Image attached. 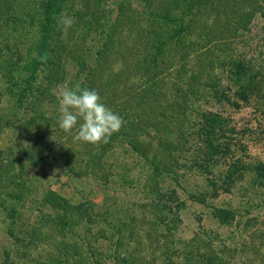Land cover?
I'll return each instance as SVG.
<instances>
[{"label":"rangeland","instance_id":"374dc122","mask_svg":"<svg viewBox=\"0 0 264 264\" xmlns=\"http://www.w3.org/2000/svg\"><path fill=\"white\" fill-rule=\"evenodd\" d=\"M184 3L157 25L141 0H0V264H264V0L237 32ZM161 29L179 37L150 111L126 80ZM75 85L123 118L107 143L57 126Z\"/></svg>","mask_w":264,"mask_h":264},{"label":"trees","instance_id":"16d2710c","mask_svg":"<svg viewBox=\"0 0 264 264\" xmlns=\"http://www.w3.org/2000/svg\"><path fill=\"white\" fill-rule=\"evenodd\" d=\"M146 6L150 7V10L146 8V11L148 12L150 19H152L153 24L158 25L157 20L165 21L167 23L173 22V18L169 13V5L173 3H177L178 1L185 2L183 5L186 7V10L181 13V18L185 17L188 14H194L193 11L196 10L200 6L203 10H208L211 13H213L215 16H223V11L226 10V13L224 15V18L227 19V21H230L229 23L226 22L225 27L230 28V31L237 32L240 29L245 28L246 21L249 18L248 16H251V13L255 11L256 7L258 6L259 0H141ZM158 4V8H154L155 4ZM197 5V6H195ZM227 6V7H226ZM256 6V7H255ZM226 7V8H225ZM152 8V9H151ZM175 9V6L174 8ZM172 13V10H171ZM93 16L94 12H91ZM138 17V15H137ZM50 22V21H49ZM96 22V20H94ZM92 23V21L90 22ZM225 24V23H224ZM229 25V26H228ZM156 36V42L152 43L153 51L148 47L146 50V54H142L139 58H137V63H139L137 66L140 67L141 65V72L133 70L132 68V74L128 77L135 75H139L140 79L143 80L140 83H136V80L129 81L127 79L126 81L130 82L129 88L130 91H132L133 95L132 97L137 98L140 100L139 102L144 101V104L146 100L148 103L146 104V107L152 106L150 108V111H153L156 107L154 103H162L161 99H163L166 94L163 92L160 88H162L161 85V69L164 71L167 70V65L165 58L166 51L163 49L166 46H169L170 44L174 43L176 39H178V35H172L167 30L161 29V31L157 32L155 34ZM207 37L211 39L212 36L207 34ZM132 51H131V58H132ZM164 65V68H163ZM231 67L234 68V75H238L241 73V75L245 76L247 73V63L245 61L240 60H231L230 61ZM161 68V69H160ZM128 67L125 66L123 69V72H127ZM139 69V68H138ZM169 69V68H168ZM90 72H92V69H89ZM134 71V72H133ZM125 74L122 72H116L113 75L115 77H118V75ZM126 77V78H128ZM239 79V78H237ZM236 79V80H237ZM239 81V80H238ZM247 83L241 82L240 87V93L244 96L242 99L246 100L247 95L246 91H254L256 88V83L251 82L247 80ZM176 85V84H175ZM174 85V86H175ZM175 97L177 100H179L181 103H176L175 101L169 100V102L163 103V106H168L170 108H173L172 111L178 110V109H187V97L184 94V91L182 87L176 86L174 89ZM139 104V103H138ZM137 104V105H138ZM142 104V103H141ZM139 107V106H138ZM163 114L167 113L166 111H162ZM136 116L139 117H145V118H151V120H155V116H159V114L148 112L147 110H144L142 108H138L136 112ZM162 117L170 122H172V119L167 117L166 115H162ZM149 120V121H151ZM152 122V121H151Z\"/></svg>","mask_w":264,"mask_h":264},{"label":"clouds","instance_id":"9594fccd","mask_svg":"<svg viewBox=\"0 0 264 264\" xmlns=\"http://www.w3.org/2000/svg\"><path fill=\"white\" fill-rule=\"evenodd\" d=\"M59 23L63 30L70 28L73 17L62 14ZM57 126L73 139L83 143H107L122 126L123 118L107 106L95 88L61 86L56 93Z\"/></svg>","mask_w":264,"mask_h":264}]
</instances>
